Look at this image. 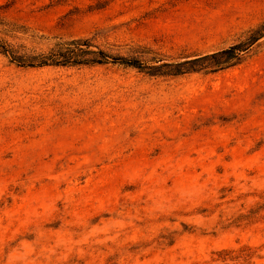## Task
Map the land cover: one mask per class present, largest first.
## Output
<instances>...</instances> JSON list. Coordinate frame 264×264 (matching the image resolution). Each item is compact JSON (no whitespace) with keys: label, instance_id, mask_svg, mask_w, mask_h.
<instances>
[{"label":"rangeland","instance_id":"rangeland-1","mask_svg":"<svg viewBox=\"0 0 264 264\" xmlns=\"http://www.w3.org/2000/svg\"><path fill=\"white\" fill-rule=\"evenodd\" d=\"M0 19L40 48L101 32L180 60L233 44L264 0H15ZM0 264H264V38L176 77L0 56Z\"/></svg>","mask_w":264,"mask_h":264},{"label":"trees","instance_id":"trees-1","mask_svg":"<svg viewBox=\"0 0 264 264\" xmlns=\"http://www.w3.org/2000/svg\"><path fill=\"white\" fill-rule=\"evenodd\" d=\"M14 1L11 0L2 6L0 11L8 9ZM101 37V32H94L81 38H54V42L40 48L43 43L41 40L44 41L45 38L28 35L23 27L0 19V56L10 65L28 69L113 65L134 69L151 77H176L198 72L216 73L240 65L250 57L259 41L264 38V19L242 32L238 39L226 48L180 60L153 57L149 50L143 47L103 46L98 43ZM26 40H30L31 44H27Z\"/></svg>","mask_w":264,"mask_h":264}]
</instances>
